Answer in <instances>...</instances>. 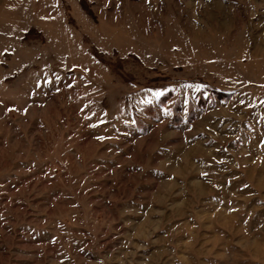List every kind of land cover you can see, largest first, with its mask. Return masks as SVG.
Listing matches in <instances>:
<instances>
[{
  "label": "rangeland",
  "instance_id": "374dc122",
  "mask_svg": "<svg viewBox=\"0 0 264 264\" xmlns=\"http://www.w3.org/2000/svg\"><path fill=\"white\" fill-rule=\"evenodd\" d=\"M0 264H264V0H0Z\"/></svg>",
  "mask_w": 264,
  "mask_h": 264
},
{
  "label": "trees",
  "instance_id": "16d2710c",
  "mask_svg": "<svg viewBox=\"0 0 264 264\" xmlns=\"http://www.w3.org/2000/svg\"><path fill=\"white\" fill-rule=\"evenodd\" d=\"M160 99L162 100V98L160 97ZM180 106V105H179ZM180 108V107H179ZM179 108H178V110H179ZM173 112H174V110H173ZM174 113H176L177 115L176 116H179L178 115V112H174ZM174 120V122H175V124H177V125H180L181 124V122H180V119H178L177 117H175L174 119H172V121ZM187 122H188V119L186 120Z\"/></svg>",
  "mask_w": 264,
  "mask_h": 264
}]
</instances>
